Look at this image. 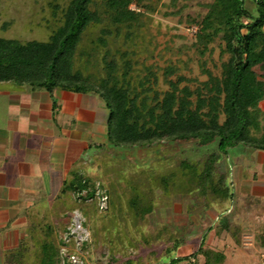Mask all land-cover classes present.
Here are the masks:
<instances>
[{
	"label": "trees",
	"instance_id": "1",
	"mask_svg": "<svg viewBox=\"0 0 264 264\" xmlns=\"http://www.w3.org/2000/svg\"><path fill=\"white\" fill-rule=\"evenodd\" d=\"M143 1L68 0L64 8L49 3L57 23L46 41L20 42L0 37V84L50 94L61 90L97 95L108 111V145L115 148L192 140L206 146L217 140L218 152L209 156L201 168L184 163L183 176L220 201L231 198L225 177L217 174V162L238 145L264 151V111L259 108L264 100V0H212L205 5L207 12L202 19L191 21L197 26L195 47L203 56L211 53L209 46L219 41L220 73L217 76L203 70L206 80L202 82L180 75L173 81L170 78L176 70L170 66L164 71L168 89L163 92L155 91L157 80L148 77L133 87L131 53L117 52L116 58L105 49L108 39L119 36L124 29L125 38L133 39L132 31L143 15L141 9L151 10ZM133 3L138 6L136 11L130 9ZM103 24L96 40L91 41L94 48L84 49L86 31ZM99 46L105 50L104 75H84L81 68L89 65L88 59L94 57ZM84 57L87 60L83 66L77 67V58ZM191 83H196L193 89ZM161 183L166 189L168 178H162ZM87 188L88 180L73 174L62 192L81 193ZM94 193L92 186L87 199ZM140 200L136 195L129 202L138 215L148 211L138 206ZM200 255L205 264H219L223 259L220 252L204 247L203 240L191 257ZM58 257L51 242L40 244L39 264H58ZM179 261L173 259L168 264Z\"/></svg>",
	"mask_w": 264,
	"mask_h": 264
},
{
	"label": "rangeland",
	"instance_id": "2",
	"mask_svg": "<svg viewBox=\"0 0 264 264\" xmlns=\"http://www.w3.org/2000/svg\"><path fill=\"white\" fill-rule=\"evenodd\" d=\"M67 1L0 0V37L20 42L46 41L57 23L49 3L56 2L64 8ZM211 1L144 0L143 4L151 10L141 9L143 15L132 31L133 39L125 38L124 29L119 36L108 39L105 49L116 58L117 52L131 53L133 87L148 77L157 80L153 85L155 91H166L164 71L170 66L176 70L170 78L173 81L179 75L205 81L203 70L218 76L219 41L209 46L211 53L201 56L195 47L197 26L191 23L202 19L207 12L205 5ZM137 8L135 3L130 5L131 10ZM103 27L105 24L91 26L86 31L84 49L94 48L91 41L96 40ZM104 53L101 46L96 49L94 57L88 59L89 65L81 68L84 75H104ZM226 59L227 56L222 58ZM86 60L77 58L76 66L82 67ZM189 86L193 89L196 83ZM259 107L264 111V100ZM244 150L243 145H238L228 155ZM217 152V140L206 146L194 140L132 148L102 146L80 173H75L88 180L87 191L93 186L95 193L91 199H87V191H60L35 209L30 225L32 256L25 264H39L40 244L48 241L59 253L58 264H166L178 255L192 252L198 248L205 228L203 217L196 214L220 199L191 184L183 176L182 165L197 164L201 168ZM216 167L217 174L224 176V157ZM164 177L168 178L166 189L161 183ZM180 182L184 184L181 186ZM136 195L141 199L138 206L148 208L140 215L129 205ZM203 246L206 247L204 242Z\"/></svg>",
	"mask_w": 264,
	"mask_h": 264
},
{
	"label": "crops",
	"instance_id": "3",
	"mask_svg": "<svg viewBox=\"0 0 264 264\" xmlns=\"http://www.w3.org/2000/svg\"><path fill=\"white\" fill-rule=\"evenodd\" d=\"M107 115L94 94L0 87V264H25L32 256L35 209L108 145ZM228 154L222 174L232 197L196 214L205 222L199 246L203 240L206 248L220 252L219 264H259L264 253V151L245 147ZM198 248L173 259H181L176 264H205L203 256L191 257Z\"/></svg>",
	"mask_w": 264,
	"mask_h": 264
},
{
	"label": "built area",
	"instance_id": "4",
	"mask_svg": "<svg viewBox=\"0 0 264 264\" xmlns=\"http://www.w3.org/2000/svg\"><path fill=\"white\" fill-rule=\"evenodd\" d=\"M260 258H261V261L259 264H264V253L261 254Z\"/></svg>",
	"mask_w": 264,
	"mask_h": 264
}]
</instances>
